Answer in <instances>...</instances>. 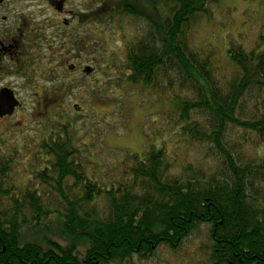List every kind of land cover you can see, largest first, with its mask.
<instances>
[{
  "label": "trees",
  "instance_id": "1",
  "mask_svg": "<svg viewBox=\"0 0 264 264\" xmlns=\"http://www.w3.org/2000/svg\"><path fill=\"white\" fill-rule=\"evenodd\" d=\"M90 1L98 9L88 21L109 35L112 49H125L118 85L161 90L179 136L198 153L187 159L152 146L121 161L114 180L97 179L87 125L80 128L58 102L81 85L51 75L54 88L44 94L58 96L42 109L37 134L9 149L0 136V264H126L161 247L177 252L203 226L210 264H264V160L257 154L264 144V53L229 42L222 74L223 59L193 45L198 16L219 0ZM87 22L81 18L79 26ZM100 46L103 59L109 48Z\"/></svg>",
  "mask_w": 264,
  "mask_h": 264
},
{
  "label": "rangeland",
  "instance_id": "2",
  "mask_svg": "<svg viewBox=\"0 0 264 264\" xmlns=\"http://www.w3.org/2000/svg\"><path fill=\"white\" fill-rule=\"evenodd\" d=\"M61 2L65 4V13L57 11ZM95 8L98 9L97 3L90 0H5V3L0 0V35L15 30L25 31L23 42L17 37L11 39H17V52H20L21 59L26 60L29 53L27 49L30 50L31 59H36L31 67L37 70L35 74L26 71L28 64L17 61L18 53L4 59L10 77L3 83L16 91L21 102L14 118L0 123V136L5 138L2 142L4 148L9 149L11 145L23 143L24 137L37 134L35 132L44 116L42 109L47 102H51L50 99L53 101L58 96H53L52 92L44 94L43 88H54L47 74L53 73L55 78L62 77L63 74L65 76L64 68L76 63L81 67V73L73 75L76 79L73 78L82 81V90H75L76 93H73L72 89L62 99L58 97V102L68 117L77 119L75 122L80 128L87 125L84 142L89 146L94 141L96 143L91 154L96 155L98 162V165L93 166L97 179L106 181L112 176L114 180L117 177L114 171L127 156H141L145 150H150L152 146L160 147L161 144L173 156L174 152L180 155L185 152L187 159L194 158L198 151L179 136L174 107L171 109V100L161 90L118 85L123 74L118 67L122 64V59L124 60L125 49L119 46L112 49L109 35L88 21L92 17L90 15H93L90 12ZM198 17L200 18L192 30L191 41L195 47L223 59V62L220 61L222 74L227 69L228 59L224 53L230 46L229 42L233 46L240 45L246 52L259 48V52L264 53V0H219L209 6L208 16ZM81 18L88 22L85 27L77 30L80 35L78 36L75 28L77 19ZM127 28L126 35L133 39L136 35L135 29L131 26ZM34 29L40 30L38 38L30 34ZM74 37L84 39L83 46L77 47ZM31 38H36L37 41L27 44L28 40L31 42ZM51 40L53 44L48 47ZM101 43L109 48L108 55L103 59L95 48L101 47ZM103 60L108 62L104 63ZM87 67L94 68V73L89 77L83 74V69ZM23 70L33 77L36 75L35 80L31 82L22 73ZM44 76L49 82H44ZM99 85L102 92L97 89ZM87 87L91 94L86 93ZM93 91L99 96H93ZM44 96H47L45 100ZM75 104L80 105L81 115L72 108ZM11 126L14 127V133H7ZM83 135L81 131L80 137ZM83 148L89 150L87 146ZM257 154L264 160V144L257 149ZM102 162L103 165H100ZM208 235V227L203 226L177 252L161 247L148 259L135 258L126 264H210L211 244ZM54 240L61 243L57 237Z\"/></svg>",
  "mask_w": 264,
  "mask_h": 264
},
{
  "label": "flooded vegetation",
  "instance_id": "3",
  "mask_svg": "<svg viewBox=\"0 0 264 264\" xmlns=\"http://www.w3.org/2000/svg\"><path fill=\"white\" fill-rule=\"evenodd\" d=\"M4 3H5V0H4ZM3 4V3H2ZM64 7H65V4H63V2H61V4H59V7L57 8V11H62V13L64 12L65 13V10H64ZM79 23H80V20L77 19V27L75 28V30L79 31ZM36 29H34L32 32H30V34H36V33H33ZM77 31V32H78ZM40 32V30L38 31ZM76 32V33H77ZM15 34V35H12V34ZM26 32L23 31V30H19V32H17V30L13 31V32H4L0 35V92L2 90H12L6 86H8L7 84L3 83V81H5L6 78L10 77V72H8L7 70V66L5 65V62H4V59L6 57H12L13 55L17 54L16 56V59L17 61L19 60L20 62H23L24 65L28 64L27 68H26V71H28L29 73H36V69L35 67H31L32 64H35L36 62L34 60H36L35 58H32L31 59V55H30V50L27 49V52L28 55H26V60L24 59H21L20 56V52H17V39H11L13 37H17L18 40L20 42H23L22 38L25 36ZM6 36V37H5ZM11 39V40H10ZM67 44V43H66ZM68 45V44H67ZM38 64V63H37ZM68 68V72L65 73V76L63 74V76L61 77V79H63L65 82H71V83H74L76 82L77 84H80L82 81L81 80H75L76 77H74L73 75H76L78 73H81V67L78 65V64H71V66L67 67ZM85 69V68H84ZM83 69V74L85 75V70ZM94 70V68H92ZM23 74H25V77L29 78L31 82H33L35 79V76L34 77L32 75H28L27 73H25V71L23 70L22 71ZM94 73V72H93ZM92 73V74H93ZM90 74V76L92 75ZM53 75V74H51ZM51 75L50 73L47 74V77H50V81H53V79L51 78ZM46 76H44V82H49V80L45 79ZM75 79H74V78ZM81 77H84L81 75ZM60 78V77H58ZM58 78L56 80H58ZM73 79V80H71ZM33 86V85H32ZM15 94V97L16 99L20 102L19 98H17V93L16 91L12 90ZM20 106H21V102H20ZM75 107L78 108V105H75ZM17 111L15 110L14 114L11 115V116H4L2 118H0V123L3 122L4 120H7V119H12L15 117Z\"/></svg>",
  "mask_w": 264,
  "mask_h": 264
},
{
  "label": "water",
  "instance_id": "4",
  "mask_svg": "<svg viewBox=\"0 0 264 264\" xmlns=\"http://www.w3.org/2000/svg\"><path fill=\"white\" fill-rule=\"evenodd\" d=\"M93 72L91 67L85 69V73L90 75ZM20 107V102L16 99L12 90H2L0 92V118L11 116Z\"/></svg>",
  "mask_w": 264,
  "mask_h": 264
}]
</instances>
